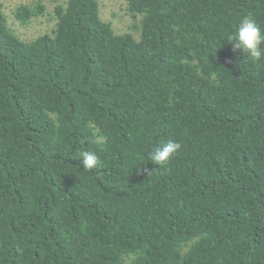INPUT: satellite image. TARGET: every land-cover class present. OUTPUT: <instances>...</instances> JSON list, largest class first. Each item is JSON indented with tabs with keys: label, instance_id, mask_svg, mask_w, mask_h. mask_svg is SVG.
Segmentation results:
<instances>
[{
	"label": "trees",
	"instance_id": "16d2710c",
	"mask_svg": "<svg viewBox=\"0 0 264 264\" xmlns=\"http://www.w3.org/2000/svg\"><path fill=\"white\" fill-rule=\"evenodd\" d=\"M43 1L29 40L0 2V264H264V58L226 40L264 0H124L138 37Z\"/></svg>",
	"mask_w": 264,
	"mask_h": 264
},
{
	"label": "rangeland",
	"instance_id": "374dc122",
	"mask_svg": "<svg viewBox=\"0 0 264 264\" xmlns=\"http://www.w3.org/2000/svg\"><path fill=\"white\" fill-rule=\"evenodd\" d=\"M38 0H0L8 25L23 39H32L45 32L49 33L55 26L56 17L54 13L55 1H43L45 10L40 15L33 17L26 24L20 23L13 14L16 5H35ZM62 0H59L61 2ZM100 12L104 20L109 21L116 33L130 32L138 37V30L134 25L140 16H132L127 11L124 0H99Z\"/></svg>",
	"mask_w": 264,
	"mask_h": 264
},
{
	"label": "clouds",
	"instance_id": "9594fccd",
	"mask_svg": "<svg viewBox=\"0 0 264 264\" xmlns=\"http://www.w3.org/2000/svg\"><path fill=\"white\" fill-rule=\"evenodd\" d=\"M226 40L233 42L234 49H241L253 62L264 58V31L254 18L243 17L234 33L227 36ZM180 148L179 143L168 140L156 145L149 153V160L155 164H165ZM99 163L96 152L84 151L81 154V164L87 170L94 169Z\"/></svg>",
	"mask_w": 264,
	"mask_h": 264
}]
</instances>
